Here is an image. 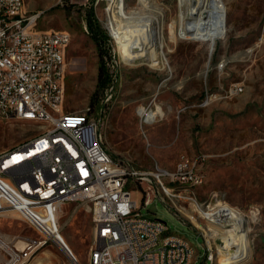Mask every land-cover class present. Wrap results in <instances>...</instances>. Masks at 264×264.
<instances>
[{"label":"rangeland","instance_id":"1","mask_svg":"<svg viewBox=\"0 0 264 264\" xmlns=\"http://www.w3.org/2000/svg\"><path fill=\"white\" fill-rule=\"evenodd\" d=\"M119 2L25 0L29 12L41 14L38 30L71 34L63 112L91 109L113 157L138 168L150 170L158 163L173 169L183 153L193 158L207 155V183L200 188V199L218 194L243 213L244 229L238 226L226 232L223 242L233 234L241 236L246 241L247 264H264V0H222L226 33L216 40L212 54L209 42L180 37L181 23L192 15L193 0H149L146 5L126 0V11L137 13L138 21L147 22L153 16L165 22V57L158 58L162 62L138 65L124 58L117 38V28L125 27L117 13ZM91 11L107 39L105 48L111 58H100L88 27ZM101 67L109 83L98 91ZM232 86L242 87L243 92L227 96ZM207 97L210 99L204 106ZM147 106L164 112L160 121L144 128L148 141L138 114L139 108ZM42 125L0 119V154L40 134ZM131 190L132 200L141 208V191ZM141 214L166 223L170 231L166 235L189 240L203 263L206 250L202 237L168 206L156 200L141 209ZM59 216L61 239L81 264H88L95 244L88 205L71 203ZM0 240L22 250L29 242L40 241V236L18 214L6 212L0 214ZM219 251H214L213 264H223ZM2 257L6 254L0 248ZM35 257L41 258L42 264H70L69 254L59 245L41 246L29 264Z\"/></svg>","mask_w":264,"mask_h":264},{"label":"built area","instance_id":"2","mask_svg":"<svg viewBox=\"0 0 264 264\" xmlns=\"http://www.w3.org/2000/svg\"><path fill=\"white\" fill-rule=\"evenodd\" d=\"M40 18V13L29 12L25 0H0V119L52 126L0 154V214H18L40 236V241L29 242L22 250L0 240L7 257L0 258V264H29L41 246L64 243L59 235V215L71 203L88 205L92 228L93 222L104 225V237H96L93 231L103 264L210 262L211 251L220 250L225 233L238 225L244 229L246 219L218 194L200 199V188L207 183L208 156L189 158L183 153L173 169L155 163L150 170L114 158L91 109L63 112L72 37L66 31L38 30ZM242 92V87L232 86L226 93L237 96ZM138 114L148 141L144 128L160 118L149 121L142 108ZM131 187L143 195L141 208L132 200ZM156 200L202 237L206 250L203 263L201 255L192 258V251L183 249V242L189 240L164 239L167 224L141 214V209ZM193 207L211 216V225L195 220ZM228 214H235V221H228ZM109 240H122V251H112ZM170 246H177V253H170ZM64 247L69 263L81 264L65 243ZM116 252H123V259H116Z\"/></svg>","mask_w":264,"mask_h":264},{"label":"bare ground","instance_id":"3","mask_svg":"<svg viewBox=\"0 0 264 264\" xmlns=\"http://www.w3.org/2000/svg\"><path fill=\"white\" fill-rule=\"evenodd\" d=\"M140 3L146 5L149 3V0H140ZM191 5H193L192 15L188 17L187 20H183V22L181 23L180 37L195 41L209 42V52L210 54H212L215 48L216 40L218 38H222L226 33V16L222 0H193V3ZM117 9L119 18L125 21V27L117 28V38H119L121 41L124 58L133 65H138L142 62L161 63L162 61H160V59L165 57V55L163 54L162 41V36L165 31L164 20H160V18L158 17L153 19V16H149L152 19L148 20L147 22L138 21L137 13H129L126 11V0H120ZM173 38L175 39L174 36ZM142 110L144 114H146L149 121H154L156 117L161 118L164 115V112L160 107L152 108L151 106H147L142 108ZM39 123L43 124V127L40 128L41 132L50 130L52 128L51 124L49 123ZM16 158L17 157H14L12 160H15ZM11 161H9L8 163H10ZM204 184L205 183H203L202 186ZM193 217L195 220H203L204 225H211V216H204L202 208L200 207H193ZM228 221H235V214H228ZM239 223L240 222H238V224ZM59 227H61L60 221ZM93 230L96 237H104V225L100 224V222H93ZM234 230H237V228H234ZM167 233H170L169 229L164 231V239H184L183 236L177 234L166 235ZM234 236H236V239H233ZM239 237L241 236L237 237V235L233 234L222 245L219 251V258L220 256H223L221 258V262L223 264H247L249 256L247 254L246 241L243 238ZM63 242L68 247L67 243L64 240ZM19 243L22 244V246L24 244L23 241ZM64 243H56V245L61 246V249L65 253L69 254V252H67L64 247ZM109 247L112 249V251H122L123 241L109 240ZM183 249L185 251H192V258H198L197 252L190 242H183ZM170 253H177V246H170ZM214 255V251H211L210 262L212 264L214 263L215 259ZM35 258L33 259V261L35 260ZM89 258L90 260L88 264H103V255H101L100 253L99 242H95L94 246L91 248ZM116 259H123V252H116ZM37 261L38 260H35V262H33L32 264H36Z\"/></svg>","mask_w":264,"mask_h":264},{"label":"trees","instance_id":"4","mask_svg":"<svg viewBox=\"0 0 264 264\" xmlns=\"http://www.w3.org/2000/svg\"><path fill=\"white\" fill-rule=\"evenodd\" d=\"M88 27H89L91 36L95 40L97 47L99 49L100 58L102 60H105L107 56H110L111 58L112 55L110 51H106V48H105L107 39L104 36H102V31L98 23L95 20V14L93 11H91L90 13V20L88 21ZM108 83H109L108 74H106L105 68L101 67V69L99 70V76H98V91H100L105 86H108Z\"/></svg>","mask_w":264,"mask_h":264},{"label":"crops","instance_id":"5","mask_svg":"<svg viewBox=\"0 0 264 264\" xmlns=\"http://www.w3.org/2000/svg\"><path fill=\"white\" fill-rule=\"evenodd\" d=\"M40 132H41V129H40L39 133H40ZM33 137H34V136H33ZM33 137H29V139H30V138H33ZM27 138H28V137H27ZM25 139H26V138H24V140H25ZM29 139H28V140H29ZM28 140H27V141H28ZM27 141H25V142H27ZM25 142H24V143H25ZM7 151H8V150H4V152H7ZM1 152H2V151H1ZM35 260H38V261L42 264V259H41V258H37V257H36Z\"/></svg>","mask_w":264,"mask_h":264}]
</instances>
